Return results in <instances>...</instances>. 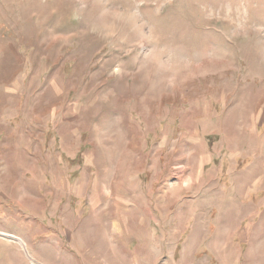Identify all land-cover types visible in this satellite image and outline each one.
I'll list each match as a JSON object with an SVG mask.
<instances>
[{"label":"rangeland","instance_id":"rangeland-1","mask_svg":"<svg viewBox=\"0 0 264 264\" xmlns=\"http://www.w3.org/2000/svg\"><path fill=\"white\" fill-rule=\"evenodd\" d=\"M0 231V264H264V0H0Z\"/></svg>","mask_w":264,"mask_h":264},{"label":"crops","instance_id":"crops-1","mask_svg":"<svg viewBox=\"0 0 264 264\" xmlns=\"http://www.w3.org/2000/svg\"><path fill=\"white\" fill-rule=\"evenodd\" d=\"M0 232H1L2 234H6V235H9V236H10V235L13 236V237L16 239L17 242H21V243L23 242V240H22L18 235H15L14 233L4 232V231H3V232L0 231ZM57 236H58V235H57ZM70 236H72V238H73V235H72V234H68V235L66 236L67 238L61 237V236L59 235V237H60L61 239L63 238L62 240H64V241L67 242V240H72V243H75V240H74L75 238H74V239H69ZM53 237H54V236H53ZM56 239H57V237H56V238H53L54 241H57ZM51 240H52V239H51ZM53 240H52V241H53ZM76 240H77V239H76ZM33 261L37 262L36 260H33ZM37 263H38V262H37ZM39 264H40V263H39Z\"/></svg>","mask_w":264,"mask_h":264},{"label":"water","instance_id":"water-1","mask_svg":"<svg viewBox=\"0 0 264 264\" xmlns=\"http://www.w3.org/2000/svg\"><path fill=\"white\" fill-rule=\"evenodd\" d=\"M0 235H4V234L0 233ZM7 236H8V237H11V238H13V239H15V238H14L13 236H11V235H10V236H9V235H7Z\"/></svg>","mask_w":264,"mask_h":264},{"label":"bare ground","instance_id":"bare-ground-1","mask_svg":"<svg viewBox=\"0 0 264 264\" xmlns=\"http://www.w3.org/2000/svg\"><path fill=\"white\" fill-rule=\"evenodd\" d=\"M7 236V235H6ZM10 238V237H9Z\"/></svg>","mask_w":264,"mask_h":264}]
</instances>
